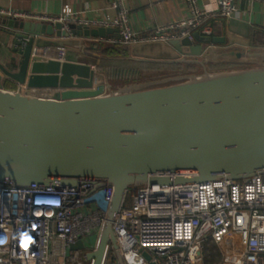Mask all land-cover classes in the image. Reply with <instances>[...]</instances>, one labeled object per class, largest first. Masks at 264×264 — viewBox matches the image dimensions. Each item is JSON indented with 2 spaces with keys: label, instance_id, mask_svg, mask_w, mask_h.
<instances>
[{
  "label": "water",
  "instance_id": "95a60500",
  "mask_svg": "<svg viewBox=\"0 0 264 264\" xmlns=\"http://www.w3.org/2000/svg\"><path fill=\"white\" fill-rule=\"evenodd\" d=\"M0 22L13 37L12 50L21 56L12 70L0 63L5 78L29 90L56 91L34 96L8 90L0 75V182L73 186L79 178H92L100 180L96 187H112L111 208L96 248L85 254L91 264L104 263L109 244L123 264L111 222L131 187L264 176V48L203 55L199 44L171 40L176 50L201 59H130L197 64L201 72L176 76L162 86L115 88L87 63L39 55L52 47L64 48L45 38H120L117 28L70 24L67 32L61 23L9 17H0ZM193 37L198 43L225 42L198 32ZM224 57L236 61L219 60ZM211 62L235 68L211 70ZM123 74L129 77L132 72ZM83 248L82 240L70 246Z\"/></svg>",
  "mask_w": 264,
  "mask_h": 264
},
{
  "label": "built area",
  "instance_id": "2783aa9c",
  "mask_svg": "<svg viewBox=\"0 0 264 264\" xmlns=\"http://www.w3.org/2000/svg\"><path fill=\"white\" fill-rule=\"evenodd\" d=\"M243 1H258L264 10V0H218L216 9L186 0L188 17L142 34L132 29L120 0H110L111 7L119 9L113 18L79 17L68 6L56 15L12 9H0V15L61 23L67 32L70 24L80 29L117 28L120 38L108 41L125 45L184 38L193 42L194 32L212 35L211 20L239 18ZM65 52L62 47L51 54L44 50L39 58L64 60ZM98 181L79 178L73 186L24 187L0 182V264H91L85 254L96 248L114 194L106 184L96 187ZM111 226L123 264H203L206 241L218 244L230 234L241 249L235 264H264V176L131 187ZM79 240L84 248L71 250ZM103 264H119L110 244Z\"/></svg>",
  "mask_w": 264,
  "mask_h": 264
},
{
  "label": "crops",
  "instance_id": "0c3cea01",
  "mask_svg": "<svg viewBox=\"0 0 264 264\" xmlns=\"http://www.w3.org/2000/svg\"><path fill=\"white\" fill-rule=\"evenodd\" d=\"M199 7L216 9L218 0H196ZM64 6H68L73 13L79 17L86 18H105L116 17L119 9L112 8L110 0H0V9H12L24 13L34 14H59ZM120 7L125 9L129 17L132 29L139 34L152 32L156 27L169 25L175 21L185 19L190 15V8L186 0H120ZM242 10L239 18H216L210 21L212 27V35L210 37H218L225 39L223 44L198 43L195 39L192 45L199 44L203 55L209 51L219 53L230 49L244 48H264L258 46L255 40L264 42V10L258 1L240 3ZM1 18L7 16L0 15ZM25 20V19H20ZM40 22L35 20H25ZM6 30L9 28L0 22V63L7 69L12 70L19 63L21 56L12 50L13 37ZM51 39L58 41L64 46L66 61L82 62L91 65L96 71L105 78V74L97 68L99 62L103 61L105 65L111 66L113 72L131 71L125 85H134L136 87H152L167 85L169 82L165 80L173 79L179 75L201 72V67L197 64H184L174 62H141L130 59H147V60H200L202 56L193 54L185 55L172 47L169 42L149 41L125 45L119 42H110L108 39L118 40L116 36L107 37H85L81 34H70L67 38ZM58 47L47 49V52L55 53ZM113 50L115 53H108L107 50ZM211 61V57H208ZM219 60L236 61L234 57H224ZM213 65H222L214 64ZM231 65L234 64L226 63ZM156 67L151 69L149 67ZM136 68V69H135ZM137 68H140L137 70ZM135 70V72L133 71ZM4 88L8 90H20L34 96H52L55 90L41 89L29 90L20 86L12 80L5 78ZM127 78V76H126ZM155 81V82H154ZM152 83V84H151ZM240 247L236 237L232 234L225 237L221 243H214L211 240L206 241L204 249L203 264H235L239 255ZM206 257V259H205ZM213 259H217L211 261Z\"/></svg>",
  "mask_w": 264,
  "mask_h": 264
},
{
  "label": "trees",
  "instance_id": "16d2710c",
  "mask_svg": "<svg viewBox=\"0 0 264 264\" xmlns=\"http://www.w3.org/2000/svg\"><path fill=\"white\" fill-rule=\"evenodd\" d=\"M256 44H258V46H264V42H260L259 40H255ZM106 52L108 53H115L112 49L111 50H107ZM97 68L100 72L104 73L105 75H107L110 79H115V80H118L120 83H125L127 81H130L129 78L123 74V75H120V76H117L114 72H113V69L114 68H111V66L109 65H105L103 61L99 62L98 65H97ZM151 69H157L156 67L152 66V67H149ZM209 68L211 70H221V69H229V68H232L231 65L229 64H222V65H213V64H210L209 65ZM136 69V68H135ZM140 68H137V70H139ZM117 70V69H115ZM135 72V70H133ZM122 72V71H121ZM129 196V195H128ZM206 259V257H205ZM214 260H217V259H213L211 261H214Z\"/></svg>",
  "mask_w": 264,
  "mask_h": 264
},
{
  "label": "rangeland",
  "instance_id": "374dc122",
  "mask_svg": "<svg viewBox=\"0 0 264 264\" xmlns=\"http://www.w3.org/2000/svg\"><path fill=\"white\" fill-rule=\"evenodd\" d=\"M236 67H238V66H236ZM244 67H253V65H245ZM232 68H235V67H232ZM105 78L115 88H122L126 84V82L125 83H122V82L120 83L118 80H115V79L112 80L107 75H105ZM90 241L95 242L96 241V238L91 237L90 238Z\"/></svg>",
  "mask_w": 264,
  "mask_h": 264
},
{
  "label": "flooded vegetation",
  "instance_id": "af4514ba",
  "mask_svg": "<svg viewBox=\"0 0 264 264\" xmlns=\"http://www.w3.org/2000/svg\"><path fill=\"white\" fill-rule=\"evenodd\" d=\"M123 73H124V71L121 72V71H117V70H116V72H115V74H116L117 76L123 75Z\"/></svg>",
  "mask_w": 264,
  "mask_h": 264
}]
</instances>
